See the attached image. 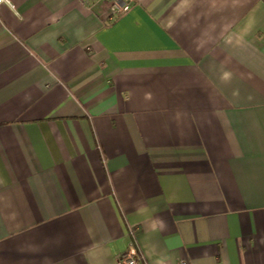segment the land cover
<instances>
[{
	"label": "crops",
	"instance_id": "obj_1",
	"mask_svg": "<svg viewBox=\"0 0 264 264\" xmlns=\"http://www.w3.org/2000/svg\"><path fill=\"white\" fill-rule=\"evenodd\" d=\"M11 1L0 264H264V0Z\"/></svg>",
	"mask_w": 264,
	"mask_h": 264
},
{
	"label": "built area",
	"instance_id": "obj_2",
	"mask_svg": "<svg viewBox=\"0 0 264 264\" xmlns=\"http://www.w3.org/2000/svg\"><path fill=\"white\" fill-rule=\"evenodd\" d=\"M86 2H93L96 0H84ZM120 12L128 11L132 6V0H111ZM6 4L10 8L15 9V4L11 0H0V5ZM132 237L135 238L134 230H131ZM120 264H147L145 258L136 246L135 242L131 247L128 248L124 253L121 254L119 258ZM180 264H187L185 260H181Z\"/></svg>",
	"mask_w": 264,
	"mask_h": 264
}]
</instances>
